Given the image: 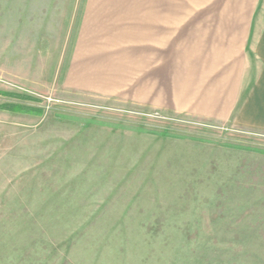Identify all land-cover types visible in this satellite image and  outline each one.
I'll list each match as a JSON object with an SVG mask.
<instances>
[{
  "label": "rangeland",
  "instance_id": "obj_1",
  "mask_svg": "<svg viewBox=\"0 0 264 264\" xmlns=\"http://www.w3.org/2000/svg\"><path fill=\"white\" fill-rule=\"evenodd\" d=\"M85 2L0 0V264H264L243 45L92 42Z\"/></svg>",
  "mask_w": 264,
  "mask_h": 264
},
{
  "label": "crops",
  "instance_id": "obj_2",
  "mask_svg": "<svg viewBox=\"0 0 264 264\" xmlns=\"http://www.w3.org/2000/svg\"><path fill=\"white\" fill-rule=\"evenodd\" d=\"M85 27L92 42L242 44L238 55L249 44L251 66L233 48L240 66L223 89L244 122L264 127V0H86ZM6 91L0 84L2 103L10 102ZM20 114L0 110V118Z\"/></svg>",
  "mask_w": 264,
  "mask_h": 264
},
{
  "label": "trees",
  "instance_id": "obj_3",
  "mask_svg": "<svg viewBox=\"0 0 264 264\" xmlns=\"http://www.w3.org/2000/svg\"><path fill=\"white\" fill-rule=\"evenodd\" d=\"M2 108H8V107H4V106H3ZM9 108H11L12 110L15 109V111H16V108H17V107L11 106V107H9ZM20 110H21V111H24L25 108H20ZM24 112H25V111H24Z\"/></svg>",
  "mask_w": 264,
  "mask_h": 264
}]
</instances>
